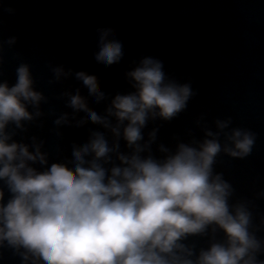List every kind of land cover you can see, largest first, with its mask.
<instances>
[{"label": "clouds", "instance_id": "clouds-1", "mask_svg": "<svg viewBox=\"0 0 264 264\" xmlns=\"http://www.w3.org/2000/svg\"><path fill=\"white\" fill-rule=\"evenodd\" d=\"M97 32L94 62L119 64L123 42L110 28ZM16 42V36L0 41V65L5 45ZM50 70V84L74 77L84 90L59 93L72 111L49 109L55 135L85 120L104 131L90 129L66 160L49 163L44 140L16 139L45 115L41 105L49 99L35 86L31 65L18 64L14 83L0 80V248L12 249L21 264H264V237L257 235L264 215L255 224L249 201L233 202L235 188L215 170L221 154L250 155L255 132L232 127L231 117L216 118L215 130L204 125L201 137L178 140L174 148L160 143L157 155L159 128L147 140L144 129L187 109L196 95L190 82L170 77L161 59L142 56L125 72L132 90L117 92L101 114L88 107L107 99L95 75L63 65ZM209 232L206 247L191 239Z\"/></svg>", "mask_w": 264, "mask_h": 264}, {"label": "water", "instance_id": "water-1", "mask_svg": "<svg viewBox=\"0 0 264 264\" xmlns=\"http://www.w3.org/2000/svg\"><path fill=\"white\" fill-rule=\"evenodd\" d=\"M9 6L14 13L5 11ZM98 28H110L123 42L125 56L119 64L104 68L94 62ZM10 36H16L17 42L4 47L0 80L14 83L16 67L27 62L35 86L49 98L41 105L45 115L27 133L18 132L16 139L31 143L35 135L44 140L42 150L49 153L51 163L66 160L70 146L86 141L90 129L104 131L85 120L80 127L63 126L62 136L55 135V116L49 109H55L56 115L72 111L59 93L80 87L83 94L84 90L74 77L50 84V66L95 75L107 99L95 105L89 101L88 107L103 114L112 96L132 90L125 72L142 56H155L164 62L170 77L190 82L196 95L172 121H149L145 140L158 127L152 148L161 155L158 144L174 148L178 140L199 138L202 126L215 130L216 118L231 117L232 127L251 129L257 134L251 154L243 159L221 154L215 170L235 188L233 202L248 200L254 223L260 224L264 215V197L258 195L264 191V0H0V41ZM121 145L123 149V141ZM257 235L264 237V230ZM211 236L209 232L208 237L191 239L197 247H206ZM220 238L222 233L217 234ZM0 264H21V257L3 247Z\"/></svg>", "mask_w": 264, "mask_h": 264}]
</instances>
